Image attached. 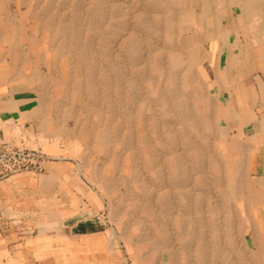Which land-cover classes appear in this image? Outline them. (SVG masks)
Returning <instances> with one entry per match:
<instances>
[{
  "label": "rangeland",
  "instance_id": "1",
  "mask_svg": "<svg viewBox=\"0 0 264 264\" xmlns=\"http://www.w3.org/2000/svg\"><path fill=\"white\" fill-rule=\"evenodd\" d=\"M33 1L63 61L53 88L84 125L112 134L115 255L160 251L188 264L192 247L197 264L231 257L248 218L247 180L244 162L228 156L239 146L212 78L231 72L242 86L248 75L264 92V0Z\"/></svg>",
  "mask_w": 264,
  "mask_h": 264
},
{
  "label": "crops",
  "instance_id": "2",
  "mask_svg": "<svg viewBox=\"0 0 264 264\" xmlns=\"http://www.w3.org/2000/svg\"><path fill=\"white\" fill-rule=\"evenodd\" d=\"M37 2L0 0V142L42 154L35 167L0 178V264H172L167 252L115 255L106 231L112 134L84 125L80 107L53 88L63 80L55 71L62 60ZM235 76L219 74L211 88L239 146L228 156L244 162L248 218L231 262L217 256L216 264H264V92L248 75L234 85ZM127 152L120 148L121 161ZM196 256L188 249V264H197Z\"/></svg>",
  "mask_w": 264,
  "mask_h": 264
},
{
  "label": "built area",
  "instance_id": "3",
  "mask_svg": "<svg viewBox=\"0 0 264 264\" xmlns=\"http://www.w3.org/2000/svg\"><path fill=\"white\" fill-rule=\"evenodd\" d=\"M42 154L29 149H16L6 142H0V178L18 170L38 165ZM2 167V168H1Z\"/></svg>",
  "mask_w": 264,
  "mask_h": 264
},
{
  "label": "bare ground",
  "instance_id": "4",
  "mask_svg": "<svg viewBox=\"0 0 264 264\" xmlns=\"http://www.w3.org/2000/svg\"><path fill=\"white\" fill-rule=\"evenodd\" d=\"M189 47V46H188Z\"/></svg>",
  "mask_w": 264,
  "mask_h": 264
}]
</instances>
